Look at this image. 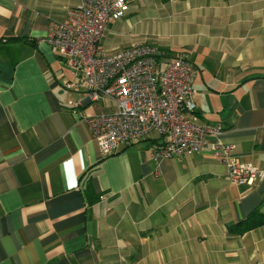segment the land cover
I'll use <instances>...</instances> for the list:
<instances>
[{"label":"crops","instance_id":"crops-1","mask_svg":"<svg viewBox=\"0 0 264 264\" xmlns=\"http://www.w3.org/2000/svg\"><path fill=\"white\" fill-rule=\"evenodd\" d=\"M78 4L0 0V264H264V225L230 231L264 212V178L232 184L210 146L157 160V132L102 155L86 121L116 105L69 87L46 41ZM101 45L187 59L197 122L264 169V0H130Z\"/></svg>","mask_w":264,"mask_h":264},{"label":"built area","instance_id":"built-area-1","mask_svg":"<svg viewBox=\"0 0 264 264\" xmlns=\"http://www.w3.org/2000/svg\"><path fill=\"white\" fill-rule=\"evenodd\" d=\"M129 2L79 0L68 11L66 22L52 23L46 39L80 78L69 87L84 88L92 102L108 98L116 105L114 112L86 121L102 155H112L121 146L157 132L161 143L152 150L155 159L181 158L210 146L228 167L232 184L253 186L264 178V169L233 157L234 146L221 140L222 124L197 122L195 71L187 59L178 57L162 66L161 52L153 45H133L111 53L102 47L109 26L124 16ZM212 137L216 138L213 143Z\"/></svg>","mask_w":264,"mask_h":264},{"label":"trees","instance_id":"trees-1","mask_svg":"<svg viewBox=\"0 0 264 264\" xmlns=\"http://www.w3.org/2000/svg\"><path fill=\"white\" fill-rule=\"evenodd\" d=\"M264 225V212L259 210L253 212L247 219L230 227V231L242 234Z\"/></svg>","mask_w":264,"mask_h":264},{"label":"rangeland","instance_id":"rangeland-1","mask_svg":"<svg viewBox=\"0 0 264 264\" xmlns=\"http://www.w3.org/2000/svg\"><path fill=\"white\" fill-rule=\"evenodd\" d=\"M112 103V102H111ZM113 105V104H112Z\"/></svg>","mask_w":264,"mask_h":264}]
</instances>
